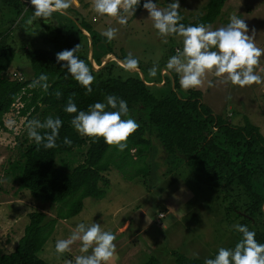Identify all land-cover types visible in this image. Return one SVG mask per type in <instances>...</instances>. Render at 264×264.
Instances as JSON below:
<instances>
[{"label": "rangeland", "instance_id": "rangeland-1", "mask_svg": "<svg viewBox=\"0 0 264 264\" xmlns=\"http://www.w3.org/2000/svg\"><path fill=\"white\" fill-rule=\"evenodd\" d=\"M153 2L160 8H166L172 0ZM179 2L182 14L192 17L203 10L206 0ZM71 7L78 11V17L101 33L109 27L119 29L116 38L111 40L113 50L138 59V69L143 78L154 81L151 85L153 91L161 92L169 87V81L161 87L164 80H159L169 74L163 71L169 58L176 55L178 49L182 50L181 37H160L144 8L135 17L129 15L127 25L121 26L116 18L97 14L93 0H74ZM33 11L31 5L23 2L20 7L0 5V30L9 32L8 40L16 49L6 71L8 77H13V72L22 74V69L27 66L22 46L47 47L55 57L65 50L59 35L66 27L73 28V17L57 12L48 21L36 19L30 25L27 20ZM232 16L244 19L249 35L255 29V42L264 47V0H226L220 15L210 25L213 30L227 26ZM105 56H109L107 62L115 63V73L140 76L138 70H125L123 61L113 55H101V63ZM100 64L93 60L92 67ZM153 66L158 68L155 77L149 75ZM257 73L264 76V56L260 58ZM208 79L213 81L214 86L209 87L206 81L203 87L198 88L205 103L235 124H243L244 116H248L264 134V83L239 87L222 83L211 74ZM181 91L186 90L181 88ZM31 119L44 121L40 112L31 117L20 114L17 102L3 115L5 128L0 129V252L14 248L28 221L29 211L43 209L51 215L56 212L55 203L43 201L32 194L20 185L17 177L22 151L33 141L27 131V121ZM85 150L86 144H83L62 153L57 156L56 164L72 167L83 160ZM146 160L150 169L145 177L135 174L124 177L116 167L111 166L104 173L110 180L107 194L103 198L85 197L79 213L66 219L59 218L39 255L49 262L69 264L71 261L74 264L75 257L82 254L79 251L80 242L73 244L71 251L63 255L56 253L55 244L57 240L67 239L79 223H100L102 228L116 235L118 256L111 264H136L152 255L159 259L157 264H176L171 253L173 249L205 261L215 258L220 247L234 248L241 239L234 225H246L249 230L264 234V210L261 214H249L245 210L248 195L239 185L232 183L214 188L200 183L193 178L188 167L169 169L161 150L158 153L154 149L147 150Z\"/></svg>", "mask_w": 264, "mask_h": 264}, {"label": "trees", "instance_id": "trees-1", "mask_svg": "<svg viewBox=\"0 0 264 264\" xmlns=\"http://www.w3.org/2000/svg\"><path fill=\"white\" fill-rule=\"evenodd\" d=\"M225 1L206 0L203 10L192 17L184 16L179 9L183 17L181 23L185 26L212 24L220 15ZM144 3L145 0H140L131 17L142 10ZM21 4V0H0V5L20 7ZM66 13L73 16L75 23L73 28L66 27L60 33L61 43L65 50L80 44L76 55L85 61L95 77L90 93L63 67L65 62H58L47 47L22 46L27 59V66L22 69L23 79L8 77L6 71L16 49L8 40L9 32L0 30V129L5 128L3 115L12 109L17 99L22 102L20 114L31 117L40 112L44 121L52 117L60 118L63 122L57 147L45 149L34 140L27 144L22 151L17 174L22 187L43 201L56 204L55 215L43 209L29 211L28 221L14 248L0 252V264H57L39 255L57 220L79 213L85 197L103 198L110 183L104 173L111 166L116 167L124 177L133 174L147 176L150 169L146 160L149 149L157 153L161 150L169 169L188 167L193 178L207 186L219 188L232 183L239 185L249 198L245 210L251 215L263 213L264 134L259 126L246 115L243 124H235L216 113L202 100V91L198 88L182 92L179 76L175 72H169L159 80H164L161 87L169 81V87L156 92L151 87L153 84L145 82L152 80L142 79L139 74L115 73L116 67L112 61L93 68L88 59L89 37L93 44L92 56L98 64L104 54H114L122 61L129 55L117 54L111 41L92 28L88 21L78 17L75 8L70 7ZM77 22L87 30L89 36ZM41 74L48 76L47 91L32 86ZM57 92L61 93L59 97ZM109 95L125 100L129 108V116L125 119H135L140 125L123 151L109 146L103 138L94 139L79 134L71 125L75 114L65 111L69 97L79 110L87 111L96 102L106 103ZM65 137L71 140V145L64 144ZM83 144H86V150L82 161L72 167L56 164L58 155ZM256 240L264 244V234L256 233ZM171 253L176 264H204V259L200 257L187 256L176 249ZM158 262L159 259L152 255L136 264Z\"/></svg>", "mask_w": 264, "mask_h": 264}, {"label": "clouds", "instance_id": "clouds-1", "mask_svg": "<svg viewBox=\"0 0 264 264\" xmlns=\"http://www.w3.org/2000/svg\"><path fill=\"white\" fill-rule=\"evenodd\" d=\"M74 0H30L34 8L27 23L36 19L48 21L54 13L66 14ZM140 0H93L94 11L101 16L116 18L118 24L126 26L128 16L134 15ZM143 8L149 13L153 27L162 38L179 36L183 41L182 50L169 58L167 72H175L179 76L182 89H197L207 84L214 86L208 76L214 75L222 83H230L239 87L259 85L264 83V76L257 73L260 58L264 56V47L255 42V29L249 35V29L244 19L232 16L227 26L213 30L210 24L185 26L181 23L179 0H172L166 8H160L153 0H145ZM119 29L109 27L101 34L109 41L116 38ZM165 42L166 39H165ZM80 44L71 50H63L56 54L58 62H65L71 76L89 93L95 77L84 60L76 53ZM128 71L138 70L139 61L131 54L122 62ZM158 68L149 69V75L155 77ZM47 74H41L33 81V87H41L47 91ZM57 97L61 93H56ZM108 108L114 110H106ZM65 111L75 114L71 120L73 128L81 135L90 138H103L109 146H115L119 151L128 147L129 138L139 129L140 125L129 116L127 102L114 95L106 97V103L96 102L87 111L79 110L69 97ZM60 118L48 117L41 122L38 119L27 121V131L30 139L45 149L57 147L59 130L62 127ZM41 130H44L43 132ZM71 140L64 138V144L71 145ZM242 234L234 248L220 247L215 258L205 259L204 264H264V244L256 240V233L246 225H234ZM116 235L106 231L100 223L77 224L75 230L67 239L56 241L55 251L59 255L71 251V246L80 242V253L75 257L74 264H111L117 258ZM89 250H91L89 252ZM196 255V254H194ZM69 264H72L69 261Z\"/></svg>", "mask_w": 264, "mask_h": 264}, {"label": "water", "instance_id": "water-1", "mask_svg": "<svg viewBox=\"0 0 264 264\" xmlns=\"http://www.w3.org/2000/svg\"><path fill=\"white\" fill-rule=\"evenodd\" d=\"M70 16H72V15H70ZM73 17V16H72ZM77 25L82 29V31L85 33V34H87L88 36H89V33L87 32V30H85L81 25H80V23L79 22H77ZM111 54H113V53H111ZM113 56L117 59V60H119V61H121L122 62V60L120 59V58H118V57H116L114 54H113ZM89 59L91 60V62H92V64H93V56H92V39H91V37H89ZM109 60V56H105V58H104V62L103 63H101L99 66H97V67H95L94 65H93V67L96 69V68H99L100 66H102L105 62H107ZM138 71H139V73H140V77L142 78V79H144L143 78V74H142V72H140V70L138 69ZM145 81V80H144ZM145 82H147V83H149V84H152L153 82H148V81H145Z\"/></svg>", "mask_w": 264, "mask_h": 264}, {"label": "built area", "instance_id": "built-area-1", "mask_svg": "<svg viewBox=\"0 0 264 264\" xmlns=\"http://www.w3.org/2000/svg\"><path fill=\"white\" fill-rule=\"evenodd\" d=\"M23 3H25L26 5H30V0H21ZM13 74H14V76L13 77H10V78H13V79H18V80H21V79H23V76H22V74L19 72V73H17V72H13ZM17 105H18V109L20 108V106H22V102L19 100V99H17ZM15 102V103H16ZM14 103V104H15ZM160 215H162V213H160Z\"/></svg>", "mask_w": 264, "mask_h": 264}, {"label": "crops", "instance_id": "crops-1", "mask_svg": "<svg viewBox=\"0 0 264 264\" xmlns=\"http://www.w3.org/2000/svg\"><path fill=\"white\" fill-rule=\"evenodd\" d=\"M148 82H154V81H148ZM74 216V215H73ZM72 217V216H71ZM70 218V217H69Z\"/></svg>", "mask_w": 264, "mask_h": 264}, {"label": "bare ground", "instance_id": "bare-ground-1", "mask_svg": "<svg viewBox=\"0 0 264 264\" xmlns=\"http://www.w3.org/2000/svg\"><path fill=\"white\" fill-rule=\"evenodd\" d=\"M108 55V54H107ZM111 58V57H110Z\"/></svg>", "mask_w": 264, "mask_h": 264}]
</instances>
